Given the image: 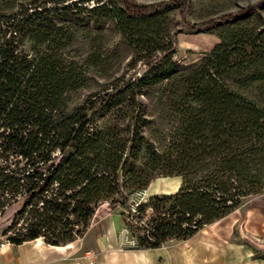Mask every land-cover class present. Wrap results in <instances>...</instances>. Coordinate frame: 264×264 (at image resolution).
Returning a JSON list of instances; mask_svg holds the SVG:
<instances>
[{
    "label": "trees",
    "instance_id": "trees-1",
    "mask_svg": "<svg viewBox=\"0 0 264 264\" xmlns=\"http://www.w3.org/2000/svg\"><path fill=\"white\" fill-rule=\"evenodd\" d=\"M61 2L0 0V236L15 231L5 241L61 246L79 238L107 203L135 233L134 249H158L193 238L264 193V72L241 75L231 47L220 43L178 78L174 62L146 61L136 81L80 101L104 56L75 54L83 11L95 25L171 9L175 49L177 35L237 24L263 11L264 0L195 24L187 21L189 0L143 7L114 0L89 10ZM233 77L242 80L229 83ZM153 88L160 124L147 135L152 121L140 99ZM253 93L258 101L247 98ZM173 177L181 180L177 192L130 202L154 180Z\"/></svg>",
    "mask_w": 264,
    "mask_h": 264
},
{
    "label": "rangeland",
    "instance_id": "rangeland-1",
    "mask_svg": "<svg viewBox=\"0 0 264 264\" xmlns=\"http://www.w3.org/2000/svg\"><path fill=\"white\" fill-rule=\"evenodd\" d=\"M61 1H64V3L61 2V5L71 3L85 10L101 3L108 6L114 4V0ZM125 1L135 7H143L166 0ZM189 1L187 21L190 24H195L221 15L234 14L263 0ZM172 12L173 10L168 9L150 19L140 21L122 17L114 18L113 16L108 19L98 18L95 19L94 25L92 20H88L90 15L83 11L81 17L78 18L82 21L84 19L86 22L78 25L75 54L79 55L80 60H82L88 53L95 52L104 56V60L95 71H90L86 88L80 90L79 101L89 93L101 92L104 86H118L119 83L136 81L148 70L144 63L146 61L152 62L153 66L161 63L165 68L170 66L169 62H174L175 67L172 76L183 77L222 42L234 50L235 53L232 58L236 64L235 70H241V75H254L264 72V10L237 24L216 27L207 33L198 35L179 34L176 36L175 49L172 48L170 34ZM97 14L99 12H96L95 15ZM235 79L238 82L242 80L241 77ZM235 79L234 77L229 79V83ZM259 85L260 83L256 79L253 81L252 88L254 89ZM156 98L157 94L153 88L151 96L140 99L147 104L148 119L152 121L150 127L145 130L147 135L150 128L154 129L160 124V112L153 107ZM247 98L258 101L254 93ZM161 128L164 131L166 126L162 124ZM180 184L181 180L178 177L158 178L151 182L144 194L136 193L131 196L130 202L136 204L139 201H146L153 195L173 194L177 192ZM101 205L100 210L110 208L107 203ZM222 225L230 226V237L227 241L241 247L253 261L264 264V193L245 201L229 218L222 221ZM20 226L23 225L19 223L15 228L19 229ZM122 229L126 238L123 240L134 242V244L126 246L135 247V233L126 230L123 224ZM11 232L14 233L15 231ZM11 232L0 236V241L5 240L7 236H12ZM215 262L219 264V258Z\"/></svg>",
    "mask_w": 264,
    "mask_h": 264
},
{
    "label": "crops",
    "instance_id": "crops-1",
    "mask_svg": "<svg viewBox=\"0 0 264 264\" xmlns=\"http://www.w3.org/2000/svg\"><path fill=\"white\" fill-rule=\"evenodd\" d=\"M99 207L79 238L61 246L47 245L40 238L8 244L0 250V264H218L217 258L219 264H259L241 247L227 241L231 230L222 221L231 214L187 241H169L158 249L136 250L124 243L117 210Z\"/></svg>",
    "mask_w": 264,
    "mask_h": 264
},
{
    "label": "built area",
    "instance_id": "built-area-1",
    "mask_svg": "<svg viewBox=\"0 0 264 264\" xmlns=\"http://www.w3.org/2000/svg\"><path fill=\"white\" fill-rule=\"evenodd\" d=\"M138 193H139V194H144L145 191H141V192H138ZM125 239H126V238H125ZM124 243H125L126 245H128V244H130V245L134 244L133 241L128 242V241H125V240H124ZM8 244H9V243H8L7 241H5V240L0 241V250H1L2 248H4V246H6V245H8ZM132 248H134V247H132Z\"/></svg>",
    "mask_w": 264,
    "mask_h": 264
}]
</instances>
